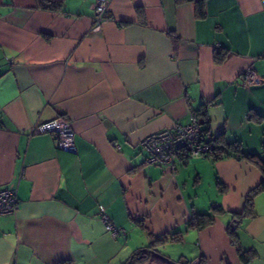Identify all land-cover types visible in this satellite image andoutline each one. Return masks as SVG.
Instances as JSON below:
<instances>
[{"label": "crops", "instance_id": "0c3cea01", "mask_svg": "<svg viewBox=\"0 0 264 264\" xmlns=\"http://www.w3.org/2000/svg\"><path fill=\"white\" fill-rule=\"evenodd\" d=\"M96 1L53 13L0 0V190L19 202L0 215V264H243L238 248L264 264V192L252 218L234 216L260 168L178 155L171 170L139 147L198 111L219 144L264 158V0H206L201 17L191 2L106 0L94 32ZM249 67L260 84H243ZM58 117L71 123L73 153L31 134ZM101 210L124 237L110 236ZM193 214L213 223L191 229ZM164 238L157 257L148 246Z\"/></svg>", "mask_w": 264, "mask_h": 264}, {"label": "built area", "instance_id": "2783aa9c", "mask_svg": "<svg viewBox=\"0 0 264 264\" xmlns=\"http://www.w3.org/2000/svg\"><path fill=\"white\" fill-rule=\"evenodd\" d=\"M107 9L106 0L95 2L92 31L98 32L102 23L107 20L105 16ZM241 79L246 86L261 83L256 70L252 67L246 68L242 72ZM46 133L54 136L58 150L66 153L75 151L74 131L68 119L58 117L31 129V134ZM139 147L146 154V160L149 164L164 166L172 170L178 155H184L188 158L205 157L211 152L213 143L210 134H204L198 115L194 111L187 123L175 124L170 128L155 132L143 138ZM18 208L19 202L15 191L0 190V215H12ZM101 218L106 231L112 238L125 236L124 229L115 226L103 210H101Z\"/></svg>", "mask_w": 264, "mask_h": 264}, {"label": "trees", "instance_id": "16d2710c", "mask_svg": "<svg viewBox=\"0 0 264 264\" xmlns=\"http://www.w3.org/2000/svg\"><path fill=\"white\" fill-rule=\"evenodd\" d=\"M175 1L176 3H183V2L194 3L196 8V16L201 17L204 15L203 7L206 0H175ZM63 2L64 0H35L37 9L47 12H53V13H57L62 10ZM215 61L217 63H221L223 61V57L220 56L218 57V55H216ZM195 112L198 115L200 124L203 125L204 120L200 118L201 113L198 111ZM203 132L204 134H209L207 133V128L206 129L203 128ZM211 142L213 143V148L207 156L210 157L213 161H218L224 158H231V157L237 159L242 158L247 162L256 165L258 168H260L262 173H264V158H261L259 155L239 154L237 145L233 143V144H227L226 146H222L221 144H219L220 143L219 139L218 138L214 139L212 136H211ZM225 147L231 149L235 154L228 153L225 150ZM219 186H220V191H223L224 187L221 186V184H219ZM262 192H264V178H262L260 184L247 195L245 206L242 213L234 215L237 220L240 221L243 218H252L254 216L253 198ZM212 223H213V217H211L208 214H193L191 219L188 221V227L195 230H202L205 227L211 225ZM228 235L231 237L232 242L236 244L237 238L235 233L232 230L228 229ZM165 239L166 238L161 240H153L148 246V248L153 251H156L155 248L165 243ZM237 254H238V258L243 264H250V262L256 257V253L254 250H241L240 248H238Z\"/></svg>", "mask_w": 264, "mask_h": 264}, {"label": "water", "instance_id": "95a60500", "mask_svg": "<svg viewBox=\"0 0 264 264\" xmlns=\"http://www.w3.org/2000/svg\"><path fill=\"white\" fill-rule=\"evenodd\" d=\"M239 222L237 220H233V222L230 224L231 230H235L238 226Z\"/></svg>", "mask_w": 264, "mask_h": 264}, {"label": "rangeland", "instance_id": "374dc122", "mask_svg": "<svg viewBox=\"0 0 264 264\" xmlns=\"http://www.w3.org/2000/svg\"><path fill=\"white\" fill-rule=\"evenodd\" d=\"M158 247H159V249H157V247L155 248V250L157 249V253H158V254H156L157 257H158V256H161V254H162L163 251H164L162 245H159ZM160 247H161V248H160ZM161 249H162V250H161ZM161 252H162V253H161ZM193 264H195V263H193Z\"/></svg>", "mask_w": 264, "mask_h": 264}]
</instances>
